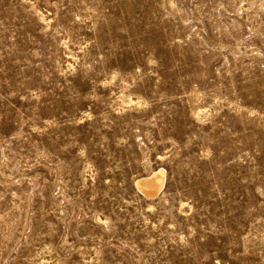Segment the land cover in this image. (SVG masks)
Masks as SVG:
<instances>
[{
    "label": "rangeland",
    "instance_id": "obj_1",
    "mask_svg": "<svg viewBox=\"0 0 264 264\" xmlns=\"http://www.w3.org/2000/svg\"><path fill=\"white\" fill-rule=\"evenodd\" d=\"M0 264H264V0H0Z\"/></svg>",
    "mask_w": 264,
    "mask_h": 264
},
{
    "label": "bare ground",
    "instance_id": "obj_2",
    "mask_svg": "<svg viewBox=\"0 0 264 264\" xmlns=\"http://www.w3.org/2000/svg\"><path fill=\"white\" fill-rule=\"evenodd\" d=\"M193 94V93H192ZM195 96H198V93L195 91ZM165 173L163 169L156 168L144 176L136 177L134 179L135 186L140 190L144 196H155L162 188L164 184Z\"/></svg>",
    "mask_w": 264,
    "mask_h": 264
}]
</instances>
